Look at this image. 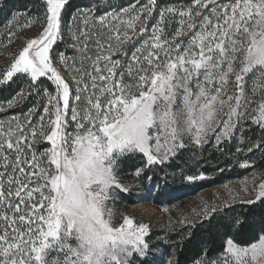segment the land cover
<instances>
[{
	"label": "snow or ice",
	"instance_id": "snow-or-ice-1",
	"mask_svg": "<svg viewBox=\"0 0 264 264\" xmlns=\"http://www.w3.org/2000/svg\"><path fill=\"white\" fill-rule=\"evenodd\" d=\"M22 7L7 4L0 26V46L18 41L0 67V88L16 85L0 103V264H180L174 252L149 259L160 247L149 224L115 211L128 191L120 174L132 160L134 175L147 176L210 148L235 149L240 168L255 167L264 156V0ZM251 177L236 192L225 185L220 203L169 217L181 246L206 226L223 229L218 248L195 245L191 264H264V215L248 223L227 211L237 201L264 207V171ZM208 179L199 165L181 173L188 185Z\"/></svg>",
	"mask_w": 264,
	"mask_h": 264
},
{
	"label": "rangeland",
	"instance_id": "rangeland-1",
	"mask_svg": "<svg viewBox=\"0 0 264 264\" xmlns=\"http://www.w3.org/2000/svg\"><path fill=\"white\" fill-rule=\"evenodd\" d=\"M35 31V29H23L20 31V35H32ZM17 45L18 41L13 38V43L11 44V46H7L4 48L5 54H3V50H0V65H2V67L7 59V54H9L13 50V48H16ZM210 151L215 150L214 148H210L205 153H209ZM205 153L203 154V156H193L192 152L189 150L181 158L173 160L172 163L166 166L162 171L157 172L153 170L149 172L147 176L142 175L140 177H137L134 175L135 168L139 164V161L132 160L127 162L123 166L120 178L124 185L127 187L128 191L118 193V199L114 203V208L117 213L128 214L137 222L149 224L152 237L150 243L152 245H160L159 248L154 249L149 259L163 260L164 255L162 247L166 244L165 231L166 226L169 223V217H171L173 221H178L181 218V214L191 216L194 209L198 210L202 206V201H208L210 203H220L221 199H228V193L224 187L225 185H227L228 189L236 192L242 186L243 180H251L252 172L264 171V168L260 167L264 165V156L262 157L260 153H257L256 156L251 159V164L255 167L250 168L251 170L249 174L243 177L237 176L235 173L240 171L239 169H242L237 164V172L231 175V180H224L216 186H203V188H201L200 184L202 182L212 180L214 181L215 177L218 174V171H213L214 167L210 168L206 165H202L203 162L207 164L205 160L207 161L208 158ZM218 154L220 155L222 153L218 152ZM258 157H261V159H258ZM242 159L243 155H241V160ZM234 164L232 166H234ZM196 165H199L200 169H205L207 167L210 179L202 182H197V184L194 185H188L181 180V173L182 171L187 172L188 169L193 168ZM148 176H151L152 179L149 180ZM165 177H167V179H165ZM174 178H179L180 187H184L185 189H192L196 188L195 186H197L198 191H196L195 194H191L189 190L188 192L181 191L179 193H171L170 184L172 183V180ZM249 187H251V185H249ZM159 190L160 192L157 193ZM241 195H243V193H241ZM176 197L184 198L181 201H177L174 206H169L172 208L166 206V208L168 209L166 213H163L162 210L156 208L153 205L154 199L159 198L160 201H165L168 199L172 200V198L174 199ZM233 206L234 205H232L231 207ZM229 213L231 215V212Z\"/></svg>",
	"mask_w": 264,
	"mask_h": 264
},
{
	"label": "trees",
	"instance_id": "trees-1",
	"mask_svg": "<svg viewBox=\"0 0 264 264\" xmlns=\"http://www.w3.org/2000/svg\"><path fill=\"white\" fill-rule=\"evenodd\" d=\"M77 3H85L86 0H76ZM117 3L120 2V0H116ZM163 2L165 3H169L172 6H179L181 4H183V0H163ZM34 3V0H7V4H13L16 6V9L20 10L21 13H23L25 11V7L22 6H26V8L28 9H32V5ZM7 4H5V7L3 10H0V26L3 25L4 23V12L7 11ZM33 12H35V9H32ZM177 19H179L177 17ZM25 17L22 14L21 15V22H24ZM6 31V29H0V39L3 40V44L7 45L8 40L7 37H5L3 35V32ZM7 46H0V50L4 51V48ZM64 45L61 44L60 45V49L64 50ZM69 53H71V50H68ZM5 54V51L4 53ZM0 67H2V65H0ZM13 89H16V85H12V88L9 89L6 86L0 88V103H6V101L8 99L12 98L13 93ZM35 99H33L32 102H26L27 103V107L31 106V103H34ZM19 107V106H18ZM27 110V108H25V111ZM2 115V114H0ZM257 135H259V131L257 130ZM232 153L233 155H224V154H218V152L215 151H210L209 153H205L208 160L205 162L206 163H202V165H206L207 167H214V169H216V166L219 167H223L225 170L221 173L218 172L217 176L215 177V180L213 181H207V182H202L200 184L201 188H203V186H216L217 184L221 183L224 180H231V175H233V173L237 172V168H236V157H239V159H241V154H236L235 153V149H232ZM223 156V158H222ZM263 157V156H262ZM258 159H261V157H258ZM235 163V164H234ZM234 164V166H232ZM216 165V166H215ZM232 166V167H231ZM207 167L205 168V170H207ZM261 168H264V165L260 166ZM235 169V170H234ZM239 169V168H238ZM240 171H238L237 173H235L237 176L243 177L247 174H249L251 169L245 170V169H239ZM179 178H174L172 180V183L170 184V191L171 193H179L181 191L184 192H191V194H195L196 191H198V187L195 186L196 188H192V189H185L184 187H180L179 186ZM160 190L157 192L159 193ZM189 197V196H187ZM184 197H176V198H172L165 200V201H160L159 198L154 199V203L153 205L162 210L163 213H166L164 211V209L169 206H174L176 204L177 201H181L183 200ZM234 206L227 209L228 212H231L232 216H238L241 219L247 218L248 223H255L258 222L261 215H264V207H250L248 205H243L241 203L236 202V204H233ZM172 208V207H169ZM180 232H181V228L179 225H177L175 227V230H172V226L168 223V225L166 226V231H165V239H166V244L162 247L163 249V261H167L168 258L173 254V252L175 253V255L179 258L180 260V264H191V256L193 253V248L195 247V245L200 241L203 240L206 242V247L211 249L213 247V245H215L217 248L219 247L220 243H221V234L223 232V229L217 225L215 227H205L202 229H199V231L196 233V238L194 239L192 244H188V243H184L183 246H181V241H180ZM213 256L216 255L215 252L212 253Z\"/></svg>",
	"mask_w": 264,
	"mask_h": 264
}]
</instances>
